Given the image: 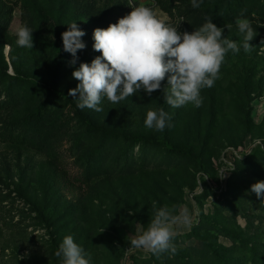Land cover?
I'll return each instance as SVG.
<instances>
[{"label":"rangeland","instance_id":"374dc122","mask_svg":"<svg viewBox=\"0 0 264 264\" xmlns=\"http://www.w3.org/2000/svg\"><path fill=\"white\" fill-rule=\"evenodd\" d=\"M135 1L179 31L211 18L242 45L240 14L212 16L220 0H198V8L192 0H0V127L25 137L0 141V264H60L55 252L66 235L91 264H264V198L250 191L264 180V0L243 14L257 33L253 49L226 54L201 107L167 105L165 79L150 96L105 97L101 112L78 108L79 94L68 95L79 83L72 72L101 55L94 29L117 23ZM72 22L86 45L75 64L61 37ZM22 25L33 30V49L16 44ZM158 107L171 117L162 132L144 124ZM153 202L191 212L190 228H174V255L130 246Z\"/></svg>","mask_w":264,"mask_h":264},{"label":"clouds","instance_id":"9594fccd","mask_svg":"<svg viewBox=\"0 0 264 264\" xmlns=\"http://www.w3.org/2000/svg\"><path fill=\"white\" fill-rule=\"evenodd\" d=\"M132 6V5H130ZM198 0H192V7L198 8ZM253 15H255L253 13ZM238 32L243 35L242 45L236 40L224 37V28L217 27L211 18L193 32L179 31L178 25L167 26L157 18L152 8L144 5L132 6V11L118 19L117 23L93 31V50L101 53L90 63H80L72 72L79 83L69 89L68 95L76 97L77 107L88 108L96 112L103 98L119 103L140 90L149 96L162 87L165 103L172 108H180L191 103L202 106L201 90L211 88L219 79V70L228 52L237 54L241 46L250 52L253 45L249 42L257 35L248 18L239 16L235 20ZM228 30L231 24L224 26ZM33 30L27 25L16 31L17 46L33 49ZM85 35L76 22L69 24L68 30L61 33L63 50L72 55L69 62L75 64L78 50L86 45L82 41ZM264 44V40L261 41ZM171 117L163 107L148 110L144 124L149 129L164 131L171 127ZM250 191L257 198H264V180L251 185ZM264 203V199H262ZM155 209L148 227L142 234L131 239V248L144 249L159 257L164 253L176 254L173 243L174 228L192 226V215L187 207L177 211V206L164 205ZM56 257L60 264H91V256L66 235Z\"/></svg>","mask_w":264,"mask_h":264},{"label":"trees","instance_id":"16d2710c","mask_svg":"<svg viewBox=\"0 0 264 264\" xmlns=\"http://www.w3.org/2000/svg\"><path fill=\"white\" fill-rule=\"evenodd\" d=\"M256 0H220L219 4L215 8V12L212 11V16L215 20L220 21L223 19L229 20L232 17H235L237 14H240L239 16L243 15L245 12H247L248 7H250V4L255 2ZM134 6H138V3L135 1ZM128 11H132V7L127 5ZM35 114L32 115H36ZM14 128H10L9 132L10 135L5 136L4 131L0 127V141L5 145H14V144H21L24 142L25 137H22L21 131L19 132H13ZM111 136L113 137H121L126 140L134 141V142H146L147 139L141 138V137H132L131 135H125L122 132H116L113 133ZM178 150V149H177ZM181 151L185 152V150L180 149ZM80 176H84V173L81 171Z\"/></svg>","mask_w":264,"mask_h":264}]
</instances>
